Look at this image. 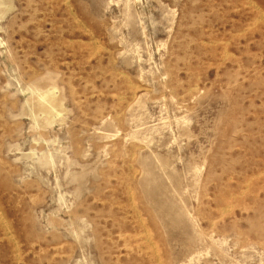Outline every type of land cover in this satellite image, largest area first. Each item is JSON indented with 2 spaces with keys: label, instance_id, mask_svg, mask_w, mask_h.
<instances>
[{
  "label": "rangeland",
  "instance_id": "obj_1",
  "mask_svg": "<svg viewBox=\"0 0 264 264\" xmlns=\"http://www.w3.org/2000/svg\"><path fill=\"white\" fill-rule=\"evenodd\" d=\"M0 264H264V0H11Z\"/></svg>",
  "mask_w": 264,
  "mask_h": 264
},
{
  "label": "bare ground",
  "instance_id": "obj_2",
  "mask_svg": "<svg viewBox=\"0 0 264 264\" xmlns=\"http://www.w3.org/2000/svg\"><path fill=\"white\" fill-rule=\"evenodd\" d=\"M10 5L11 0H0V16H2L5 11H8ZM44 88L45 87L41 85H37L34 89L37 92L39 102L44 104V115L51 116L56 110L60 109V106L57 105L55 98L50 95L55 87L46 86L47 90H43Z\"/></svg>",
  "mask_w": 264,
  "mask_h": 264
}]
</instances>
